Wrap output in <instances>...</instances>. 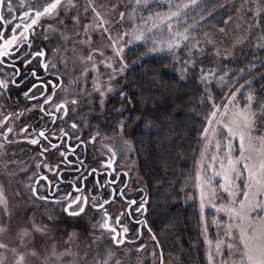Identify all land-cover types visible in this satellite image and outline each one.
<instances>
[{
  "label": "trees",
  "instance_id": "trees-1",
  "mask_svg": "<svg viewBox=\"0 0 264 264\" xmlns=\"http://www.w3.org/2000/svg\"><path fill=\"white\" fill-rule=\"evenodd\" d=\"M169 1L148 11L167 10L173 5ZM182 3L188 6L178 26L193 24L190 37L176 50L150 53L152 40L128 49L126 60L133 65L118 79L104 116L121 125L145 152L142 168L153 226L168 250L185 264L195 256L208 264L197 193L204 133L211 113L233 95L232 108L245 107L249 93L254 110L264 104V11L257 15L255 0ZM218 126V139L228 138L225 127Z\"/></svg>",
  "mask_w": 264,
  "mask_h": 264
},
{
  "label": "flooded vegetation",
  "instance_id": "flooded-vegetation-1",
  "mask_svg": "<svg viewBox=\"0 0 264 264\" xmlns=\"http://www.w3.org/2000/svg\"><path fill=\"white\" fill-rule=\"evenodd\" d=\"M51 2L23 0L21 4V0H11L12 12L6 6L0 9L5 18L0 21V49L13 34L18 38L8 47L7 55H0V81L7 85L0 86V141L12 147L11 153L35 161V169L41 172L33 187L35 198L60 208L62 217L67 218V252L71 253L67 262L85 264L90 256L97 264H104L106 259L108 264H161L162 255L163 264H185L168 250L164 236L153 226L150 190L143 183V159L138 158L134 168L121 157L114 158L107 148L112 147L107 138L110 133L104 132V125L95 124L90 107L71 93L67 49L57 42L61 29L67 27V2L57 15L41 17L24 36L20 35L35 12ZM25 11L32 15L21 19ZM16 24L21 27L15 28ZM38 52L43 55L37 56ZM59 105L64 107L57 110ZM120 130L125 131L119 126ZM32 139L39 143H30ZM77 197L81 202L87 199L85 212L71 217L64 209ZM105 210L112 217V226L121 233L123 244L114 243L108 231L92 227ZM125 227L127 233L123 232ZM73 232L78 233L77 238L69 239Z\"/></svg>",
  "mask_w": 264,
  "mask_h": 264
},
{
  "label": "rangeland",
  "instance_id": "rangeland-1",
  "mask_svg": "<svg viewBox=\"0 0 264 264\" xmlns=\"http://www.w3.org/2000/svg\"><path fill=\"white\" fill-rule=\"evenodd\" d=\"M65 2H67V27L61 29L57 42L62 49L65 47L67 49V72L71 82V93L73 97L79 98L90 107L95 124L104 125V132L110 133L111 136L107 138L112 147L107 145V148L110 149L113 157H121L124 163L131 167L133 164L135 168L138 158H146L145 152L127 131L120 130L119 133L121 125L107 122L104 116L108 97L114 92L118 79L133 65L126 60V53L137 43L148 40L154 41V48L160 49L150 53L166 49L176 50L181 45V41H185L183 36L190 37L194 25L185 29H180L178 26L183 16L181 12L184 8L183 0L179 2L170 0V4L173 5L167 10L160 8L154 11H148V8L167 0H146V2L141 0L140 3L136 0H71V4L68 0ZM176 11L180 12L179 16L170 15ZM97 12L100 13L99 17L96 16ZM52 28L58 29L54 25ZM136 36H142V39H136ZM170 43L175 45L171 49L168 47ZM121 48L123 52L117 55V50ZM89 56L92 57L91 60L88 59ZM109 64L112 67H108ZM121 68H123L122 72ZM233 96L232 99H227L216 107L220 111L217 112L215 119L210 117L212 123L211 125L208 123L206 134L204 133V146L197 167V193L208 264L209 252L213 256L212 264H223L224 261L232 264V261L239 260L240 252L243 250L239 242V233L235 228L231 236L225 235L226 225L235 224V221H230L227 213L221 210L233 206V197L229 192L224 191V187L234 190L231 185L225 183L223 173L229 167V159L237 161L241 154L238 136L231 138L223 136L221 139L217 137L219 123L223 126L226 124L231 126L234 113L241 109L228 106L235 104ZM225 108L228 110L227 115L223 114ZM225 129L228 132L226 127ZM261 134H264V121L257 122V131L253 133L254 136ZM229 143H231L230 152ZM11 148L0 141V193L6 200V204H0V228L5 229L0 232V243L8 245L7 249H0V256L5 258V264H15L19 255L25 257L23 264H78V262H67V255L61 256L67 252V218L62 217L60 208L41 203L35 198L33 187L38 174L41 173L35 169V161L11 153ZM262 155L264 148H261L260 141H253L251 145L247 140L245 141L244 156H250L252 159L241 161L236 165L242 175L233 183L239 186V189L243 190L247 183L248 173L243 168V164L258 166ZM135 173L136 178L139 177L136 169ZM145 182L144 180L145 187L149 189V185L147 186ZM202 193L203 209H201ZM240 198L242 197H236L237 200ZM215 213L216 221L213 220ZM34 225L47 226V234L41 235L32 231ZM23 230L32 232V235L24 237V243L21 244ZM218 240L225 241L220 253L215 250ZM228 243L236 244L237 248L230 251L227 248ZM90 247L88 246L89 249ZM13 249L15 252L12 251ZM33 249L38 255H31ZM53 249L56 256H61V259L57 260L56 256L52 255ZM182 253L184 252L176 255ZM92 258L86 257L85 264H97L91 260ZM178 258L182 260L181 257ZM192 264L202 263L195 256Z\"/></svg>",
  "mask_w": 264,
  "mask_h": 264
},
{
  "label": "snow or ice",
  "instance_id": "snow-or-ice-1",
  "mask_svg": "<svg viewBox=\"0 0 264 264\" xmlns=\"http://www.w3.org/2000/svg\"><path fill=\"white\" fill-rule=\"evenodd\" d=\"M137 3H140L141 0H136ZM146 2V0H145ZM196 0H193V3H195ZM257 4V15L261 13V11H264V8L260 7L261 0H255ZM64 0H52L51 3H48L46 6L43 7L42 11H36L35 12V18L30 19L29 23L24 24V32H22L20 35L24 36V33L28 32L29 29L33 27V25H36L39 21V19L43 16H53L58 14V10L61 9L63 6ZM68 3L71 4V0H68ZM21 4H23V0H21ZM7 7L8 12H12V6H11V0H8L7 5L5 4V0H0V9H3L4 7ZM74 6V5H73ZM188 5H184V7H187ZM95 11V9H93ZM32 13L25 11L24 17H21V19H24L25 17H31ZM171 16H179L180 12H172L170 14ZM96 16L99 17L100 13H96ZM123 16V14H121ZM4 15L2 12H0V21H3ZM10 22V21H9ZM20 24H16L15 28H20ZM107 31V29H105ZM223 31V29H221ZM136 39H142V36H136ZM188 37L185 35L183 36V39H187ZM0 39H3L2 36H0ZM17 36L15 34L12 35L11 39L4 41V46L2 49H0V55H7V49L10 45L15 43L17 41ZM27 39V37H25ZM239 43V41H237ZM175 45L170 43L168 47L171 49ZM160 49H150V51H158ZM123 52V49L117 50V55H120ZM37 56L43 55V52L36 53ZM89 60L92 59L91 56L88 57ZM122 59V56H121ZM31 61H29L30 63ZM47 67V65H45ZM108 67H112L110 64ZM120 71H123V68L120 69ZM35 75V73H33ZM221 80H223V77H221ZM248 83H251L250 81ZM0 86L6 87L5 81H0ZM243 87V85L241 86ZM111 91V89H109ZM27 95V93H25ZM103 95V93H102ZM235 97L233 96V100ZM254 100V96L252 93H249L247 96L248 103L245 105V107L239 109L238 112L234 113V118L231 121V126L224 125L228 129L229 137H239L240 141V149L241 154L240 158L237 161H232L229 159L228 161V169L223 173L224 180L227 185H231L234 190H230L229 187H224L225 192H229V195L233 197V206L230 208H222L221 210L225 211L229 217L230 221H235V224L228 223L226 225L227 232L225 235L231 236L232 230L235 228L239 233V242L240 245H242V251L240 252V258L238 261H232V264H264V155H262L261 161L259 165H249V163H244L243 168L247 170V183L245 185V188L243 190L239 189V186L234 185V180L239 179L242 175V172L239 168L236 167L237 164H239L241 161L244 160H251L252 158L245 157L244 151H245V141L247 140L249 145L253 143V141H260L261 142V148H264V134L254 136L253 133L257 131V122L258 121H264V104L260 105L259 110H254L252 107V101ZM48 100H45V103H48ZM73 104L76 103V101L72 102ZM64 105H59L57 110L60 108H63ZM215 107V105H214ZM220 109L217 108L216 111H213L211 113V116L213 119L216 118L217 112H219ZM227 108L224 109L223 114L227 115ZM212 120H209V124L211 125ZM75 127V125H73ZM8 132H11L12 129L8 128ZM26 131V129H25ZM206 134V133H205ZM40 136H44V132L39 133ZM6 138V137H5ZM32 144H38L39 141L36 139H32L30 141ZM219 146V145H218ZM55 147V146H53ZM229 152L231 151V143H229ZM223 167V165H221ZM217 175H221V173H217ZM44 179H47V177H44ZM237 196H240L239 200L236 199ZM40 199H46L45 197H40ZM107 203V201H105ZM130 203H135V201H132ZM0 204H6V200L3 199L2 193H0ZM74 205H78V207H73ZM87 205V199L85 198L83 202H81L80 198L77 197L74 200L69 203L68 207L64 209V211L71 217H79L85 212V206ZM93 207H96V205H93ZM104 205L100 204L99 208L103 209ZM203 193L201 196V209H203ZM112 217L107 214V211L105 210L104 215L101 217V220L93 225V228H100L102 230H106L111 234V239L114 243L117 245L123 244L124 239L121 236V233L117 231L115 227L112 226ZM119 219L115 220V224H119ZM5 231V229L0 228V232ZM32 231L37 232L41 235H46L48 232L47 226H37L34 225ZM150 231V230H149ZM123 232L127 233L128 229L125 227L123 228ZM32 235V232L28 230H23L21 233V244L24 243V237H29ZM78 233L73 232L69 239H75L77 238ZM153 239L155 237L153 236ZM211 244V242H209ZM225 241L218 240L215 244V250L217 253L221 252L222 246H224ZM8 245L5 243H0V249H7ZM227 248L231 250H235L237 248L236 244L228 243ZM15 252V249L12 250ZM71 253L66 252L61 254L62 255H70ZM31 255L36 256L38 253L35 249L31 251ZM53 256H56L55 250L53 249L52 252ZM61 256H56V259H61ZM112 253H109V259L111 258ZM25 257L24 255H19V258L16 260L15 264H23ZM161 264H163V256L161 255ZM208 260L209 264H212L213 262V256L212 253L209 252L208 254ZM0 264H5V258L0 256ZM104 264H108V260L106 259L104 261ZM116 264H120L119 261L116 262ZM223 264H228L227 261H224Z\"/></svg>",
  "mask_w": 264,
  "mask_h": 264
}]
</instances>
